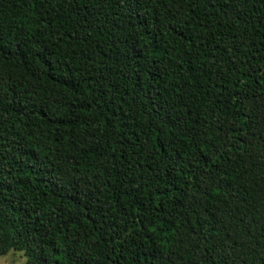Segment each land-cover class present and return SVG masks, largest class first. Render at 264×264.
Segmentation results:
<instances>
[{"label": "trees", "instance_id": "16d2710c", "mask_svg": "<svg viewBox=\"0 0 264 264\" xmlns=\"http://www.w3.org/2000/svg\"><path fill=\"white\" fill-rule=\"evenodd\" d=\"M264 264V0H0V256Z\"/></svg>", "mask_w": 264, "mask_h": 264}, {"label": "rangeland", "instance_id": "374dc122", "mask_svg": "<svg viewBox=\"0 0 264 264\" xmlns=\"http://www.w3.org/2000/svg\"><path fill=\"white\" fill-rule=\"evenodd\" d=\"M26 259L22 253L8 252L4 256H0V264H25Z\"/></svg>", "mask_w": 264, "mask_h": 264}]
</instances>
